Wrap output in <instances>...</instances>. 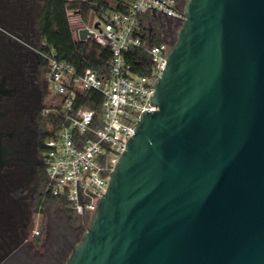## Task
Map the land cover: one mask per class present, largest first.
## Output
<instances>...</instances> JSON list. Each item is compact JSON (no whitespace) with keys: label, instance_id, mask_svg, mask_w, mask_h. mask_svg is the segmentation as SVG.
Masks as SVG:
<instances>
[{"label":"water","instance_id":"obj_1","mask_svg":"<svg viewBox=\"0 0 264 264\" xmlns=\"http://www.w3.org/2000/svg\"><path fill=\"white\" fill-rule=\"evenodd\" d=\"M183 18L66 264H264V0Z\"/></svg>","mask_w":264,"mask_h":264},{"label":"built area","instance_id":"obj_2","mask_svg":"<svg viewBox=\"0 0 264 264\" xmlns=\"http://www.w3.org/2000/svg\"><path fill=\"white\" fill-rule=\"evenodd\" d=\"M183 11L179 0H133L123 12L91 15L85 22L80 8L67 4L73 40L110 53L99 71L77 69L43 43L48 87L42 110L44 193L85 231L143 111H156L150 103L153 83L173 41L157 43L147 20L164 19L179 27ZM81 31L87 33L83 40Z\"/></svg>","mask_w":264,"mask_h":264},{"label":"flooded vegetation","instance_id":"obj_3","mask_svg":"<svg viewBox=\"0 0 264 264\" xmlns=\"http://www.w3.org/2000/svg\"><path fill=\"white\" fill-rule=\"evenodd\" d=\"M41 6L0 0V264H66L85 232L44 193Z\"/></svg>","mask_w":264,"mask_h":264},{"label":"trees","instance_id":"obj_4","mask_svg":"<svg viewBox=\"0 0 264 264\" xmlns=\"http://www.w3.org/2000/svg\"><path fill=\"white\" fill-rule=\"evenodd\" d=\"M42 6L38 16V29L43 42L52 46L60 57L77 69L90 68L99 71L110 60V53L96 44L78 43L73 40L67 21L65 6L67 0H41ZM133 0H74L68 5L71 9L80 8L83 16L102 17L108 12H123ZM182 5L185 0H179ZM156 42H161L156 34H152ZM175 39V34H172ZM171 36V35H170ZM169 36V38H170ZM171 39V38H170ZM174 42V40H173ZM145 73V72H141Z\"/></svg>","mask_w":264,"mask_h":264},{"label":"rangeland","instance_id":"obj_5","mask_svg":"<svg viewBox=\"0 0 264 264\" xmlns=\"http://www.w3.org/2000/svg\"><path fill=\"white\" fill-rule=\"evenodd\" d=\"M67 1H68V4L69 3L72 4V2L74 0H67ZM76 1L81 2V1H84V0H76ZM90 17H91L90 14L86 15V16H83V20L86 22V21H88L90 19ZM147 23H148L149 31H151L152 34H156L158 39H160V40H162V39L169 40L170 39L169 36L172 35V34H175V39H174V42H175L177 31L180 28V26L178 27L176 24H174L171 21H167V20H164V19H157V18L154 19V20L149 19V20H147ZM69 27H70V30L72 32V30H74L75 26L74 25H69ZM92 44H94V43H92ZM51 204H52L53 208H59V207L54 206V203L51 202ZM73 222H74V220H73ZM39 228L40 227L38 225H36V223H35L34 231L35 230L39 231L40 230Z\"/></svg>","mask_w":264,"mask_h":264}]
</instances>
